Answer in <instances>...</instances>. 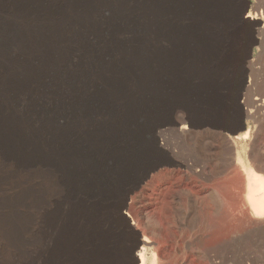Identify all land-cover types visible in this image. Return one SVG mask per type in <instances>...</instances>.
Instances as JSON below:
<instances>
[{
	"label": "rangeland",
	"instance_id": "374dc122",
	"mask_svg": "<svg viewBox=\"0 0 264 264\" xmlns=\"http://www.w3.org/2000/svg\"><path fill=\"white\" fill-rule=\"evenodd\" d=\"M152 2L159 7L149 69L135 68L137 102L147 93V107L129 130L139 140H115V151L101 156L105 145L92 138L99 114L88 120L94 109L84 107L74 115L86 122L53 143V160L0 151V264H138L144 245L155 264H264V211L252 212L246 198L248 168L264 180V0H237L244 20L224 47L239 55L211 66L220 78L194 61L203 37L189 29L198 15L190 0ZM125 147L141 151L135 158Z\"/></svg>",
	"mask_w": 264,
	"mask_h": 264
},
{
	"label": "bare ground",
	"instance_id": "6f19581e",
	"mask_svg": "<svg viewBox=\"0 0 264 264\" xmlns=\"http://www.w3.org/2000/svg\"><path fill=\"white\" fill-rule=\"evenodd\" d=\"M236 2L190 0L194 14L198 15L187 24L203 37V41L194 42L193 58L205 62L211 76L216 78L224 76L222 69L211 66L225 58L235 61L239 55L238 52L225 54L224 47L230 41L234 25L244 20L242 12L235 9ZM158 7L153 6L152 0H0V151L3 155L21 152L30 160L51 161L57 150L53 143L65 138L68 141L73 133L70 124L86 122L84 117L92 120L94 111L99 114L100 123L94 125L92 138L106 148L101 156L114 150L108 144L115 140L138 141L139 133L129 132L139 108L135 68L142 65V74L149 69L151 38L157 27L154 19H158L154 10ZM246 18L256 20L250 13ZM141 97L139 111L142 112L147 107V93ZM62 106L68 107L73 115L69 112L70 115H61ZM84 107L94 110L84 117L74 115ZM61 120L69 123L67 129L63 126L65 131ZM116 125L128 132L123 139L119 130L115 131ZM182 129L187 128L182 126ZM248 134L247 130L244 136ZM152 143V149H158L156 138ZM140 151L136 147L124 149L135 158ZM60 168V179L69 192L68 185L73 182L68 181L66 171ZM247 174L246 198L252 212L258 214L264 211V180L250 168ZM143 239L146 241L148 237ZM137 256L138 264H155L153 260L149 263L145 245Z\"/></svg>",
	"mask_w": 264,
	"mask_h": 264
},
{
	"label": "water",
	"instance_id": "95a60500",
	"mask_svg": "<svg viewBox=\"0 0 264 264\" xmlns=\"http://www.w3.org/2000/svg\"><path fill=\"white\" fill-rule=\"evenodd\" d=\"M242 129H243V130L246 129V124H245V122H244L243 120H242ZM230 133L233 134V135L236 134L235 131H231ZM157 168H158V167H154V168L150 169V170L147 172V174H146V179H148V178L152 175V173H154V172L156 171Z\"/></svg>",
	"mask_w": 264,
	"mask_h": 264
}]
</instances>
